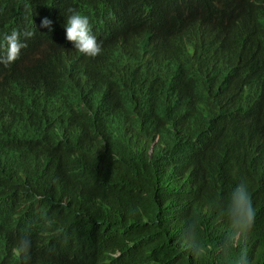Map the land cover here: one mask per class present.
<instances>
[{"label": "clouds", "instance_id": "obj_1", "mask_svg": "<svg viewBox=\"0 0 264 264\" xmlns=\"http://www.w3.org/2000/svg\"><path fill=\"white\" fill-rule=\"evenodd\" d=\"M144 1L153 11L108 38L91 31L89 18L71 9L61 27L63 44L26 45L22 37H32L30 29L0 32V147L12 156L13 170L4 168L8 163L0 165V221L10 209L17 220L15 235L0 231V264H21L17 256L28 251L39 264L37 237L16 234L27 220L37 222L32 212L18 209L21 176L16 168L25 160L20 171L43 178V160L50 162L54 176L72 161L83 175L113 188L107 197L111 203L131 199L161 207L157 200L162 199L176 207L179 199L184 209L202 210L197 204L202 192L220 184L228 192L219 211L203 206L230 226L221 248L242 245L254 218L251 201L261 202L264 195V144L257 140L260 135L264 141V0ZM197 21L204 37L193 60L158 34L183 37ZM51 23L47 17L40 21L49 31ZM86 77L94 85L85 90ZM86 91L98 97L99 105L107 99L109 109L100 114ZM14 92L32 111L4 108ZM41 110L44 117H38ZM148 149H161L169 157L157 161ZM3 157L0 153L1 164ZM189 161L195 189L185 165ZM50 197L63 205L61 198ZM68 208L85 220L81 208ZM204 215L212 231L216 218ZM9 241L13 247L7 254ZM185 242L194 253L202 252L191 232ZM53 246L66 256L60 244ZM233 264H249L246 254L241 252Z\"/></svg>", "mask_w": 264, "mask_h": 264}, {"label": "trees", "instance_id": "obj_2", "mask_svg": "<svg viewBox=\"0 0 264 264\" xmlns=\"http://www.w3.org/2000/svg\"><path fill=\"white\" fill-rule=\"evenodd\" d=\"M69 9L86 15L91 31L98 29L105 38L120 28L141 21L138 18L153 11L147 7L144 0H0V32L5 34L13 29L18 32L30 29L33 36L22 37L26 45L32 41L63 44L65 34L64 28L61 27L65 24ZM44 17L52 22L50 31L40 25ZM158 34L162 40L185 53L188 60H193L199 54L204 37L201 21L189 28L183 37H173L163 31H158ZM26 83L29 87L32 84L28 78ZM30 90L35 91V88L30 87ZM260 140L264 144V141ZM1 148L3 147H0V153L4 157L0 165L8 163L4 168L7 170L8 167L11 171L12 165L9 162H12V156L2 152ZM164 155L169 157L167 152ZM160 159L162 158L156 160ZM30 160L29 164H32ZM43 162L45 171L54 174L50 162ZM24 163L26 160L16 168V174L21 176L19 196H16L20 198L18 209L32 212L38 220L36 223L27 220L25 224L28 226L23 225L16 234L22 235L24 231L27 234L23 232L24 236L37 237L34 244L39 249V264H233V260L241 252L246 254L249 264H264V195L261 202L251 201L254 218L250 229L241 238L242 245L222 249L221 244L230 227L225 220L212 214L207 206H203L208 204L219 211V206L228 192L220 184H214L213 188L206 187L202 192L203 200L197 202L202 210L184 209L179 199L175 200V207L171 203L172 196L168 197L170 204L162 199L159 200L163 204H159L157 200L161 207L151 202H134L131 199L111 203L107 197L113 188L83 175L70 161L66 162L67 168L63 166L55 172V177L59 176L62 182L60 193L55 197L61 198L63 205H60L53 201L48 192L54 190L56 181L49 186L42 176L20 171V166ZM188 163L185 165L190 167V185L195 189V176L192 175L194 168L190 161ZM157 168L162 175L161 169ZM16 174L14 173L15 176ZM256 198L261 199L259 195ZM8 204L10 202L6 208ZM69 205L81 208L86 222L68 208ZM12 211L13 209H10L8 217L0 221V231L15 235L17 220ZM203 212L210 218H216L212 231ZM188 232L203 245L201 253L196 254L187 247L185 235ZM55 243L63 247L66 256L51 249ZM11 247L13 246L9 241L7 254L11 252ZM65 258L69 261H65ZM19 259L21 264H35L29 251L21 254Z\"/></svg>", "mask_w": 264, "mask_h": 264}, {"label": "bare ground", "instance_id": "obj_3", "mask_svg": "<svg viewBox=\"0 0 264 264\" xmlns=\"http://www.w3.org/2000/svg\"><path fill=\"white\" fill-rule=\"evenodd\" d=\"M130 8V7H129ZM110 9V8H109ZM133 12V11H132ZM136 13V12H135ZM106 14V13H105ZM213 35L215 36V32L213 33ZM219 49H221L220 47H219ZM219 51H221V50H219ZM76 73L77 74H79L80 76H83V75H81V72H79V71H76ZM212 81L214 82V80L212 79ZM82 82H83V85H84V87H85V90H86V87H89V86H93L94 85V81L91 79V78H89V77H86V78H82ZM28 85V84H27ZM226 89L227 88H225V91H226ZM32 90V89H31ZM34 91V90H33ZM225 91L224 90H220L219 92H220V94L221 95H225ZM86 93H87V98H89L88 100L90 101L89 103L91 104V105H93V106H96V105H98V111H100V114L102 113L103 114V111L105 110V109H109V105H107V99H105L103 102H102V104L101 105H99V103H100V100L98 99V97L97 96H91V95H89L88 94V92L86 91ZM176 93H177V95H178V97L179 98H182V96L177 92V90H176ZM93 108V107H92ZM95 110V109H94ZM149 122L152 124V121H151V119L149 118ZM100 125H101V123H100ZM77 130H80V129H77ZM77 132V131H76ZM82 133L83 134H85L86 132L85 131H82ZM24 135H27V134H24ZM261 139V136H258L257 137V140H259V143H261L260 140ZM137 141V143L138 144H141L140 143V141L139 140H136ZM262 144V143H261ZM140 146H142V148H144V144H141ZM149 151H152V152H154L155 153V159H159V158H168V157H165V151H162L161 149H159V150H153V149H148ZM31 159V158H30ZM190 163H191V161H190ZM189 164V163H188ZM31 166V164H28V168ZM190 166V165H189ZM76 167V166H75ZM77 168V167H76ZM190 168V167H189ZM193 171V170H192ZM161 173H162V175H166V173H164V172H162V170H161ZM190 173V172H189ZM23 174V173H22ZM170 174V173H169ZM44 175H45V180L47 181V183H48V185L49 186H51L55 181H56V186H55V188H54V190H52V193L50 194L53 198H55L59 193H60V186L62 185V182H61V180H60V178H59V176H57V177H55L54 176V174H52V173H47V172H44ZM192 175H194V174H192ZM194 177V176H193ZM192 177V178H193ZM192 182H194V180L192 181ZM90 183V182H89ZM191 183V182H190ZM193 185H194V183H193ZM193 187V186H192ZM21 196V195H20ZM26 197V196H25ZM170 197V196H169ZM59 198V197H58ZM57 199V198H56ZM24 200V199H23ZM29 200V199H28ZM8 203V202H7ZM36 203V202H35ZM158 203L159 204H163L159 199H158ZM9 205V204H8ZM21 206V205H20ZM162 206H165V205H162ZM206 212V211H205ZM168 213V212H167ZM209 216V215H208ZM38 220V219H37ZM1 224V223H0ZM28 224H30V223H28ZM225 224V223H224ZM7 225V224H6ZM25 226H28L27 224H24ZM16 227V226H15ZM23 227V226H22ZM33 227H35V226H33ZM32 227V228H33ZM230 227V226H229ZM24 229H25V227H24ZM30 230V229H29ZM35 230V229H34ZM23 231V230H22ZM25 231H27V230H25ZM24 232V231H23ZM23 232H22V235H23ZM31 232H33V230H31ZM19 233V232H18ZM21 234V233H20ZM24 234H25V232H24ZM25 235H27V234H25ZM17 256V255H16ZM18 258H21V255H19V256H17ZM6 260V259H5Z\"/></svg>", "mask_w": 264, "mask_h": 264}, {"label": "water", "instance_id": "obj_4", "mask_svg": "<svg viewBox=\"0 0 264 264\" xmlns=\"http://www.w3.org/2000/svg\"><path fill=\"white\" fill-rule=\"evenodd\" d=\"M69 85V82H67L65 88H67ZM4 108H7V111H11V112H15V111H23V112H28V111H32L26 104V100L23 99V96L21 95V93H19L18 95L14 92V100H10L7 104L4 105ZM3 112V111H2ZM5 113V112H3ZM39 113L41 114L38 117H44L45 115H42L44 113V111H39ZM4 115V114H3ZM5 117H9L8 114L4 115ZM67 152H70L71 150H67ZM65 261H69L66 260Z\"/></svg>", "mask_w": 264, "mask_h": 264}]
</instances>
